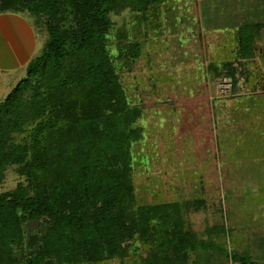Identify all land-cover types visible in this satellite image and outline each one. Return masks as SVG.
Listing matches in <instances>:
<instances>
[{
  "label": "trees",
  "instance_id": "trees-1",
  "mask_svg": "<svg viewBox=\"0 0 264 264\" xmlns=\"http://www.w3.org/2000/svg\"><path fill=\"white\" fill-rule=\"evenodd\" d=\"M167 1L0 0V13L29 15L46 34L43 51L0 102V185L8 169L23 179L0 193V264H108L136 244L144 249L138 264H188L193 255L197 264L199 253L215 249L186 220L200 200L147 203L134 192L142 112L128 102L118 71L141 57L142 44L122 45L116 64L107 36L111 15L124 10L160 28ZM263 28L232 30L227 57L252 59ZM223 67L234 75L232 64Z\"/></svg>",
  "mask_w": 264,
  "mask_h": 264
},
{
  "label": "rangeland",
  "instance_id": "rangeland-1",
  "mask_svg": "<svg viewBox=\"0 0 264 264\" xmlns=\"http://www.w3.org/2000/svg\"><path fill=\"white\" fill-rule=\"evenodd\" d=\"M16 15L28 22L39 55L43 27ZM159 15L160 28L154 29L129 10L112 14L107 36L116 64L122 45L142 44L141 57L118 71L128 102L142 112L136 123L141 138L132 145L136 197L147 203L201 201L186 220L215 249L199 253L197 264H240L231 255L264 264V30L252 59L227 57L235 48L232 30L264 23V0H168ZM224 62L233 65L232 77ZM25 65L5 75V96L25 76ZM228 81L230 89L220 91ZM22 181L8 169L0 193ZM135 247L123 261L108 264H138L144 249Z\"/></svg>",
  "mask_w": 264,
  "mask_h": 264
},
{
  "label": "crops",
  "instance_id": "crops-1",
  "mask_svg": "<svg viewBox=\"0 0 264 264\" xmlns=\"http://www.w3.org/2000/svg\"><path fill=\"white\" fill-rule=\"evenodd\" d=\"M32 38V29L24 18L14 13H0V102L5 97L2 90L5 75L10 72H19L33 58L38 43L35 40L34 46ZM3 44L7 48H3ZM2 48L5 51L4 54L1 53ZM7 58L12 60L10 65Z\"/></svg>",
  "mask_w": 264,
  "mask_h": 264
},
{
  "label": "built area",
  "instance_id": "built-area-1",
  "mask_svg": "<svg viewBox=\"0 0 264 264\" xmlns=\"http://www.w3.org/2000/svg\"><path fill=\"white\" fill-rule=\"evenodd\" d=\"M230 82L228 81V82H225V83H223V84H221V86H220V91H222V92H225V91H227V90H229L230 89Z\"/></svg>",
  "mask_w": 264,
  "mask_h": 264
}]
</instances>
